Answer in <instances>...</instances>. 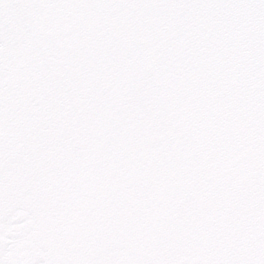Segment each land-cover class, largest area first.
<instances>
[{"label": "snow or ice", "instance_id": "1", "mask_svg": "<svg viewBox=\"0 0 264 264\" xmlns=\"http://www.w3.org/2000/svg\"><path fill=\"white\" fill-rule=\"evenodd\" d=\"M0 264H264V0H0Z\"/></svg>", "mask_w": 264, "mask_h": 264}]
</instances>
